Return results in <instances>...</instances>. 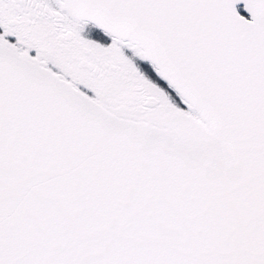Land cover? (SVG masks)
Masks as SVG:
<instances>
[{
  "label": "snow or ice",
  "instance_id": "6c2138e0",
  "mask_svg": "<svg viewBox=\"0 0 264 264\" xmlns=\"http://www.w3.org/2000/svg\"><path fill=\"white\" fill-rule=\"evenodd\" d=\"M0 264H264V0H0Z\"/></svg>",
  "mask_w": 264,
  "mask_h": 264
}]
</instances>
